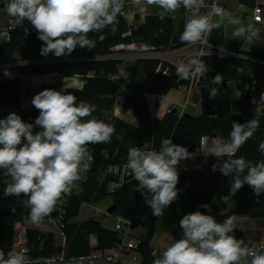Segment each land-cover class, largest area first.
I'll return each instance as SVG.
<instances>
[{
	"label": "clouds",
	"instance_id": "1",
	"mask_svg": "<svg viewBox=\"0 0 264 264\" xmlns=\"http://www.w3.org/2000/svg\"><path fill=\"white\" fill-rule=\"evenodd\" d=\"M132 2L158 7L161 19L180 7L189 10L179 36L182 43L189 45H205L209 34L221 27L212 12L200 11L201 0ZM124 3L125 0H7L5 8L16 25L27 20L37 31V38L43 42L42 56L51 53L59 58L71 55L78 45L89 50L95 48L96 41L89 38V33H103L105 29L116 32ZM231 23L235 26L233 35L238 39L251 41L259 36V29L250 22L235 19ZM104 39L101 34L99 40ZM219 53L223 58L226 50L220 46ZM203 55L201 49L196 58L178 64L177 76L186 80L205 78L208 69ZM222 83L221 74L211 78L209 98L218 95ZM31 103L39 111L34 124L24 122L15 112L0 119V170L11 181L3 195L27 197L29 217L33 223L40 224L56 209L62 195L76 187V181L82 179L81 173L87 171L91 160L87 145L109 143L115 129L92 115L95 105L86 101L77 103L73 94L62 90L45 89L34 95ZM253 103L259 111V106L264 104V93ZM126 114L138 126L131 110ZM36 126L40 130L34 132ZM258 127V119L245 123L233 121L229 144L220 151H204L215 157L228 156L222 166L217 167L216 163L212 166L213 171L232 176L229 192L222 197L225 203L245 184L257 197L264 193V160L253 163L244 157L233 158ZM258 151L264 154V141ZM193 155L186 147L174 144L171 138L162 139L158 150L149 149L148 143L128 149L126 167L138 181L135 190L144 195L155 216H163L164 210L178 199V165ZM201 207L210 211L207 204ZM242 219L243 216L232 215L217 222L214 216L199 210L185 214L179 221L182 237L178 240L170 237L162 250L154 249L152 264H264V251L253 250L233 234L236 223ZM0 264H29L27 250L9 251L7 258L0 250Z\"/></svg>",
	"mask_w": 264,
	"mask_h": 264
},
{
	"label": "trees",
	"instance_id": "2",
	"mask_svg": "<svg viewBox=\"0 0 264 264\" xmlns=\"http://www.w3.org/2000/svg\"><path fill=\"white\" fill-rule=\"evenodd\" d=\"M250 8L256 5V0H238ZM7 1L0 3L4 8ZM118 30L112 32L105 29L103 33H89V38L96 41L95 48H81L79 45L71 55L55 57L53 54L42 56L40 50L43 42L37 36V31L30 22H23V30L26 34L21 37L17 31H12L9 41L0 42V62L19 54L20 59L25 63L16 66L13 70L21 77L4 79L0 77V107H13L19 110V116L24 122L33 123L39 116V111L32 106L28 110L21 109V96L24 92L29 93L30 88L24 90L22 81L26 77L54 73L64 76H84L90 72L94 75L86 78L82 89L67 88L63 92L73 94L77 103L86 101L95 105L96 111L92 114L96 118L114 127L115 131L109 143L88 144V152H92L95 163L92 167L93 174L84 186V191L76 197L70 217L79 214L82 203H95L105 199L109 195V186L116 181L113 176L103 177L99 169L104 168L108 163L127 162L128 149L133 146L142 147L148 143L149 149L158 150L161 140L171 138L174 144L186 147L189 152L199 146L200 137L204 134L215 136H230L233 121L245 123L251 119H258L259 127L254 135L240 146L239 151L233 158L244 157L253 163L264 160V154L258 151L259 144L264 141V114H258L252 109V94L246 90L243 81L249 73L256 70L257 64L241 57H229L218 55H207L204 62L207 66V73L200 86V98L202 113L199 116H179L178 112H168L162 118H153L147 102L146 94L166 96L173 89L186 85L191 79H181L176 74V65L162 59L137 58L134 62L125 66L128 75V91L124 93L123 105L126 109L135 111L139 125L128 124L114 116L115 98L120 84L112 80V76L121 74L120 67L123 60L119 58H107L108 55L118 52L114 48L133 42H144L154 47L155 50H168L187 45L179 39L183 31L180 25L179 32L175 33V18L166 15L164 19L160 14H148L142 24L134 26L120 14L118 16ZM14 20L10 18L9 21ZM25 28L29 31L26 33ZM103 34L105 39L99 40ZM211 43L222 46L224 49L255 57H261L264 53L260 50L247 51L245 49L246 39L228 38L225 35L224 27L221 24L219 29L210 33ZM111 49L110 53L103 52L104 49ZM221 74L225 95L223 97L209 98V87L211 78ZM264 78V76L262 77ZM235 83L242 93V99L238 102L239 112L232 110V91L229 83ZM45 89H61L55 84L45 83L41 91ZM40 91V92H41ZM205 105H210L215 110L213 115L204 112ZM4 119V118H0ZM38 126L34 132L39 131ZM223 164L228 156L218 158ZM184 161V160H183ZM181 161L178 169L182 167ZM5 175L0 170V179ZM7 177V176H5ZM188 180V176L179 175L177 188ZM232 176L223 175L221 181L211 188L199 192L195 191L196 183L189 182L186 192V210H199L217 219L228 218L229 216H243L244 218L264 217V193L256 196L253 189L245 184L233 197H240V202L234 205L226 214L218 215L217 210L224 203L222 197L228 194ZM138 181L134 176L126 178L124 183L112 193V202L115 204L114 215H128L137 211L140 206L142 195L136 191ZM209 205V209L201 205ZM29 218L25 212H14L11 209L0 208V250L5 253L14 249V235L16 229L24 226V221ZM157 223L156 217H150L144 225L147 227L145 238L141 239L138 251L142 257L143 264H152V251L162 250L150 245L151 237ZM29 245L33 259L60 252L61 248L54 246L53 236L46 239L43 248L38 241L39 232L28 231ZM68 246L66 252L70 256L87 255L95 249L108 250L117 241V233L114 230L102 226L99 221L88 219L80 223H68L66 226ZM95 236L97 246L93 247L90 237Z\"/></svg>",
	"mask_w": 264,
	"mask_h": 264
},
{
	"label": "built area",
	"instance_id": "3",
	"mask_svg": "<svg viewBox=\"0 0 264 264\" xmlns=\"http://www.w3.org/2000/svg\"><path fill=\"white\" fill-rule=\"evenodd\" d=\"M5 1L7 0H0V3H3ZM146 5H147L146 3H141L140 5H136L133 4L132 0H125L121 15L127 20L129 24L133 25V23L137 20L138 15H140L141 10L144 9ZM180 8L183 9V27H184V23L189 15V10L185 9L184 7H180ZM252 9L254 14L253 22L264 24V16H263L264 0H256V5ZM200 11L202 13L212 12L213 19L216 21V18L225 12V9L220 4L219 0H201ZM12 31H17L21 37L26 36L23 30V23L21 25H16L15 21L12 20L8 22V24L2 31H0V42L9 41L11 39ZM209 36L207 38V43L203 46L199 44H193V45L187 44L183 47H179L175 49L157 51L150 44L144 42H133L130 44L123 45V49L138 53V58L165 60V58L168 56L170 57L176 56L181 59V62L186 63L187 59L196 58L197 53L201 49L203 50L204 53V55L201 57L203 60L204 57L207 55L220 56L219 53L220 47L211 43L209 40ZM192 46H196L195 51L188 50V48ZM225 50H226V54L224 56L241 57L256 63L258 68L264 69V59L262 57L240 54L227 49ZM0 77L4 79H13L21 76L16 71L12 70V67L8 66L0 69ZM111 78L113 81L120 84L117 92L114 95L115 100L117 99L118 95H121L124 101V93L128 91V88H126L123 85L122 83L123 79L121 75L116 74L113 75ZM259 81L263 83V90H264V78L259 79L256 76V70H253L249 73L248 77L243 81V84L245 85L246 90L253 92L257 90ZM202 83H203V78L202 79L191 78L188 84L179 87L184 89V91L186 92L185 100L181 104L182 109L180 111L177 110L180 117H182L187 113V106L191 104L190 96L192 94L194 87L195 86L200 87ZM218 88H219V93L216 97H223L225 95L224 87L218 86ZM241 99H242V93L240 92L239 97L234 99V102L238 104V102L241 101ZM176 104L177 103L174 101L171 102L166 110V113L174 111ZM193 105L198 106L200 109L202 108L201 102L197 104L193 103ZM260 109L261 107L259 108V110ZM256 113L261 114L259 111H257ZM229 142H230V136L226 137V136H215L211 134H204L200 137L199 146L190 152L194 154L193 157L190 159H197V158L209 159V158H219L222 156H226V155H222L215 157L212 154L206 155L204 151H210V150L220 151L221 148L224 145H228ZM224 150H226V148ZM238 151L239 149L235 151V154H237ZM88 153L91 156V160L88 161L87 171L81 173L82 179L76 181V187H74L69 193L62 195V197L57 203L56 209L49 216L43 219V221L40 223V226L39 227L23 226L22 228L16 229L14 235V247H16L18 250L21 249L27 250L29 263L38 262L40 264H143L141 255L139 258L133 256L135 252L139 253L138 248L140 246L142 239L139 238L134 231L137 226L144 224L148 218L150 217L157 218V216H151L144 212L142 213V208L145 206V197L144 195H142L141 192L139 193L142 195V200L139 208L135 213L116 216L117 220L112 230H114L117 233V241L113 244V246L110 249L108 250L95 249L87 255H79V256H70L66 252L68 246L66 226L68 223L73 222V217H70L71 209L74 206L76 197H78L83 193L85 184L89 181L91 175L93 174L92 167L95 163V158L92 152H88ZM99 173L103 177L113 176L116 178V181L111 183L109 186L110 203L107 204L106 206L107 208L106 215L108 216L110 214L108 212V209L113 204L112 193L114 192L115 189L120 187L124 183L125 179L130 177L132 173L126 167V162H122L118 164L108 163L104 168L99 169ZM8 181H10L9 177L4 176L3 178L0 179V183L8 182ZM9 199H11L13 202L7 203ZM0 202L2 203L0 208L11 209L14 212L21 211L29 215L30 209L27 206V197L23 195L19 197L4 196L3 191L0 187ZM84 203L86 202H83L82 205ZM194 211L196 210H186L184 212V215ZM107 216H104L103 220H106ZM225 219L227 218H221V219L216 218L217 222H223ZM179 221H173L170 223L171 231H172L170 237H172L174 240L180 239L183 234V230L179 226ZM29 230L39 232L37 239L40 242L41 248L44 247L46 243V239L49 236H53L54 246L60 247L61 248L60 252L47 256H41L37 259H33L31 248L29 245L28 234H27ZM233 234L235 238L243 239L245 243H247L248 246L253 250L257 252L264 251V236L258 237L254 233L253 235L248 237H241L235 235L234 231ZM59 237L61 238V242H58L57 240Z\"/></svg>",
	"mask_w": 264,
	"mask_h": 264
},
{
	"label": "rangeland",
	"instance_id": "4",
	"mask_svg": "<svg viewBox=\"0 0 264 264\" xmlns=\"http://www.w3.org/2000/svg\"><path fill=\"white\" fill-rule=\"evenodd\" d=\"M235 2V11H232V18H230L229 22L235 19H239L244 23H252L255 28L259 29V36L257 38H254L251 41L246 40L245 46H247V49L249 51L251 50H257V46H261L264 43V24H255L253 22V9L244 6L243 8H238L237 7V2L236 0H220V4L229 7L228 3ZM160 9L154 5H146L144 9L141 10L139 18L133 23L134 26H137L142 19L148 14H160ZM169 15V14H167ZM8 13L6 11V8L0 7V28H3L5 21L7 20ZM170 16H173L175 18V33L177 34L180 29V25L183 19V9L179 8L174 14H171ZM264 16V13H263ZM219 17V16H218ZM217 17V18H218ZM216 18V20H217ZM140 25V24H139ZM231 28H233V32L235 30V26L231 23ZM194 47H189L188 50L194 49ZM127 53H130L129 50L124 49L121 52H116L114 54H110L107 56V58H121L123 60V64L126 62V59L124 58ZM175 59V58H172ZM192 59L189 58L187 59V62ZM176 62L180 61L179 59H175ZM4 63L8 65H12L9 67H12V70L18 65V64H23L25 61H22L20 59V56L18 53H16L14 56L7 58L3 60ZM186 62V63H187ZM122 64V66H123ZM121 70V67H120ZM73 77V76H71ZM27 81V82H26ZM31 81V79H24L22 81V86L28 85V82ZM123 85L125 86V82L122 81ZM258 91H253V100H252V109L254 112H257V104L253 103L254 100L259 101L260 99L258 98V92L263 89V83L261 81L258 82ZM229 87L232 91V110L234 112H239V107L238 104L234 102V99H236L240 93L239 89L237 88L236 84L231 82L229 83ZM200 87L195 86L192 94L190 96V101L191 104L187 106V113H190L194 116H199L202 113V108L200 109L198 106H194L193 103L199 102L200 100ZM259 112L261 114H264V104H261L259 106ZM13 108V107H10ZM125 108V107H124ZM177 110H181V106L176 108ZM155 114H157V111H154ZM114 116L115 115V110H114ZM120 119V118H119ZM127 123V122H126ZM130 124V123H128ZM132 125V124H131ZM216 163L217 167L222 166V163L218 158H209V159H186L182 163V167L178 169L179 175L180 176H188V180L184 182L179 189V194H178V199L175 200L169 207H167L164 210V215L159 217L157 219V223L154 229V233L151 237L150 240V245L154 248L162 249L170 240L171 236V226L170 222L175 221L178 218V213L180 209H183L186 205V190H187V184L189 182L194 181L196 183V188L195 191H205L212 186L216 185L221 181V178L223 174L220 171H213L212 166ZM11 181L8 182H2L0 183V187L2 191L4 192V189L6 187L7 183H10ZM12 198V197H10ZM13 201L9 199L7 203H12ZM240 202V197H233L231 200H229L227 203H223L219 209L217 210L218 215H224L226 214L234 205ZM110 203V198L109 195L95 203H84L79 211V214L73 218V222L75 223H80L82 221L88 220V219H93L96 221H99L103 227L107 229H113L115 222L117 220L116 216L114 214H109L108 216L106 215L107 213V204ZM0 202V206H1ZM145 202V206H146ZM144 212V209L142 210V213ZM107 216L106 220H103V217ZM223 218V217H222ZM24 226L25 227H39L40 224H35L31 221L30 218L26 219L24 221ZM234 233L237 236L241 237H248L253 235L254 233L258 237H263L264 236V217H257V218H244L240 221H238L235 225ZM147 227L144 224H141L136 227L135 229V234L138 237L145 238L147 234ZM58 242H61V238L59 237ZM90 243H92V237H90ZM13 251H19L16 247H14ZM134 257L139 258L140 254L138 252H135L133 254ZM29 264H40L38 262H30Z\"/></svg>",
	"mask_w": 264,
	"mask_h": 264
},
{
	"label": "crops",
	"instance_id": "5",
	"mask_svg": "<svg viewBox=\"0 0 264 264\" xmlns=\"http://www.w3.org/2000/svg\"><path fill=\"white\" fill-rule=\"evenodd\" d=\"M219 2H220V0H219ZM236 2H237L236 4H237L238 8H243L244 6H246L244 4L239 3L238 0H236ZM228 6H229L228 8L223 6V8L225 9V12L222 15H220L216 21H220L221 24L223 25L226 37L236 38L233 35L234 32H233V28H231V21L229 22L230 18H232V11H235L234 10L235 2L233 1L232 3H228ZM139 16L140 15H138L137 19L139 18ZM10 18H11L10 16L7 17V20L5 21L3 28H0V31H2L6 27ZM144 19H145V17H144ZM144 19H142V21L139 24H142ZM255 24H261V23H255ZM181 25H183V19H182ZM192 47H194V46H192ZM114 49L118 50V52H121L124 50L123 45H120ZM245 49L247 51H249L247 49V46H245ZM195 50H196V48L191 49L190 51H195ZM257 50L264 52V43L261 46H257ZM122 56H125L124 58L126 59V62L123 64V66H121V70H120L121 74L120 75H121L123 81L125 82V86H127L128 85V83H127L128 75L125 72V66L129 63L134 62L138 58V53L130 51V53H127V54L122 55ZM108 57H110V56H108ZM172 58L179 59L176 56H174V57L168 56L165 58V60L173 63L176 66L178 64H180L181 59L179 62H176L175 59H172ZM3 60H5V59H2V61L0 62V69L3 67L12 66V65H8V64L4 63ZM18 65H20V64H18ZM12 67H14V66H12ZM93 75H94V73L90 72L87 75V77H91ZM87 77H84V76L64 77V76L57 74L56 72L48 73V74H44V75H35V76H31V77H26L24 79H31V81L28 82V85H25L22 87L24 90L30 88V92L29 93L24 92L22 94V96H21V109L28 110L33 106L31 103L32 98L34 97V95L38 94L41 91V87L45 83L55 84L61 90H65L67 88L82 89L86 83ZM258 88H259V86H258ZM258 88L256 91H258ZM263 91L264 90L262 89L261 91L258 92V98L259 99L261 97V94L264 93ZM199 94H200V91H199ZM251 94H252V100H253V98H254L253 92H251ZM239 95H240V93H239ZM239 95H238V97H239ZM185 97H186V92L184 91V89L179 88V87L177 89H173L171 92H169L166 96H163V97H160L158 95H152V94L146 95L147 102H148V105H149V108L151 111V115L153 118H158V119L162 118L165 115L166 110L169 107L171 102L174 101L177 103L176 107H175V109H176L177 107L181 106V104L185 100ZM200 102H201V98H200L199 102H196V104L200 103ZM129 110H131L132 115L137 120L135 111L131 108L130 109L124 108L123 103H122V105H118L117 107H115V115H116V117L120 118L122 121L134 125L131 121L130 114H126ZM154 111H157V114H155ZM176 111H177V109H176ZM12 112H15L16 114L19 115V110L16 108L0 107V118H6ZM137 122H138V120H137ZM138 125H139V123H138ZM143 209H144V213L151 215V216H155L152 212V209L148 205L144 206L142 208V210ZM185 211H186V205L183 209H180V211L178 213V218L175 221L181 220ZM158 218L159 217H157V219ZM91 237H92L91 245L93 247H95L96 243H97V239L95 236H91ZM139 238H141V237H139ZM5 258H7V257H5Z\"/></svg>",
	"mask_w": 264,
	"mask_h": 264
},
{
	"label": "water",
	"instance_id": "6",
	"mask_svg": "<svg viewBox=\"0 0 264 264\" xmlns=\"http://www.w3.org/2000/svg\"><path fill=\"white\" fill-rule=\"evenodd\" d=\"M148 44V43H147ZM110 50L109 48L107 49H104L103 52L108 54L110 53ZM261 57L264 59V53L261 54ZM256 76L261 79L263 76H264V69H261V68H257L256 69ZM243 97V96H242ZM174 112H177L176 109L174 110ZM204 112L209 114V115H213L215 113V110L212 108V106L210 105H205L204 107ZM186 116H189V117H192L194 115L190 114V113H186L185 114ZM108 212L110 214H113L115 212V204H112L109 209H108Z\"/></svg>",
	"mask_w": 264,
	"mask_h": 264
},
{
	"label": "bare ground",
	"instance_id": "7",
	"mask_svg": "<svg viewBox=\"0 0 264 264\" xmlns=\"http://www.w3.org/2000/svg\"><path fill=\"white\" fill-rule=\"evenodd\" d=\"M123 103V98L121 95H118L117 99L115 100V107H117L118 105H122Z\"/></svg>",
	"mask_w": 264,
	"mask_h": 264
}]
</instances>
